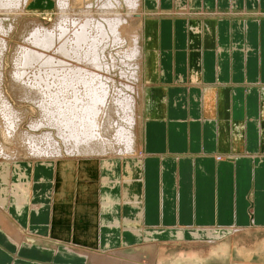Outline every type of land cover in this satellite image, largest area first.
Returning a JSON list of instances; mask_svg holds the SVG:
<instances>
[{"label": "crops", "instance_id": "1", "mask_svg": "<svg viewBox=\"0 0 264 264\" xmlns=\"http://www.w3.org/2000/svg\"><path fill=\"white\" fill-rule=\"evenodd\" d=\"M141 11L135 193L124 200L111 168H55L53 201L28 216L17 170L21 188L0 195L13 228L0 226V264H117L101 254L138 253L133 231L264 229V0H142Z\"/></svg>", "mask_w": 264, "mask_h": 264}, {"label": "bare ground", "instance_id": "2", "mask_svg": "<svg viewBox=\"0 0 264 264\" xmlns=\"http://www.w3.org/2000/svg\"><path fill=\"white\" fill-rule=\"evenodd\" d=\"M38 3L42 0H0V195L3 197L6 186L10 194L9 188L15 182L18 189L21 188L14 177L18 173L13 169L19 159L43 161L49 167L58 164L60 168H71L75 167L68 163L72 160L94 158L98 162L85 164L86 167L111 168V172L116 174L118 190L124 200H130L132 196L127 192L137 187L138 180L135 178L140 170V159L144 157L139 156L141 144L137 138L143 126L140 110L144 107L143 93L146 88L143 82L142 0H52L56 10L54 22L46 27L32 19L34 22H28L26 29L23 25L26 37L10 54V68L6 73L4 60L12 22L19 19L29 5L37 6ZM93 16H100L101 19L97 21ZM131 22L135 25L134 29L129 25ZM108 44L111 47L125 44V49L120 47L116 53L129 73L121 75L122 88L117 90L112 82L107 84L102 80L106 77L102 76L105 68L100 61ZM127 91L130 95L126 94ZM14 104H29V110L32 109L35 115V119L29 116L26 130L19 125L24 122L25 115L16 110ZM56 139L60 140L62 148ZM100 157L120 161L102 163L99 160L103 158ZM47 169L55 172V168ZM27 170L32 172V175L29 172L30 179L26 180L31 187V193L25 190V199L29 200L34 189L33 168H22L18 172L25 171L24 174H27ZM100 193L103 197L110 196L102 191ZM24 208L22 206L21 209ZM4 214L0 208V226L11 229ZM161 230L151 229L145 234L133 231L140 234L142 240L145 238V241L139 242L138 253L141 250V254L107 252L101 254L103 260L137 264L128 260L133 259L154 264L158 240H203L204 245H210L232 231L247 229L205 228L200 233L188 231L186 234L181 231L186 229H168L165 233Z\"/></svg>", "mask_w": 264, "mask_h": 264}, {"label": "rangeland", "instance_id": "3", "mask_svg": "<svg viewBox=\"0 0 264 264\" xmlns=\"http://www.w3.org/2000/svg\"><path fill=\"white\" fill-rule=\"evenodd\" d=\"M38 4L37 6L29 5L31 9L29 7L28 9L27 8L24 9L22 14H20L19 19L17 18L15 20L16 22L15 21L12 22L13 31L11 30L10 32L11 34L8 37V43H7L8 50H7V54L5 55L6 59L4 57L5 59L4 65H5L6 73L10 68V62H9L10 54L13 52L17 43L22 42V39L24 40L26 37V33H24L25 32L24 30L26 29L25 25L30 21L34 22V20L36 19L37 21L35 20V22H38L41 25L47 27L48 25L50 26L56 18V15L54 14L56 10L54 8V5L52 4V0H42V3H40L39 5ZM99 18L100 16H93V19L97 21L101 19ZM129 25L130 27L132 26L131 27L132 29L135 28V25L133 26V22L129 23ZM108 43L110 42L108 41ZM110 45L111 44L106 45V50H104L106 54L103 52V58L100 61L101 64L103 65L102 67L105 68V72H107L106 74L104 72V69L101 68V72L105 73V74L103 73L102 76L106 77V80L104 79L102 80L107 81L106 82L107 84L112 82L113 86L115 85L114 88L117 90V89L122 88L120 84L121 75H124V74L127 75L129 73L127 66L123 64V62L119 58L120 57L119 54L116 53V51L120 50V47L122 48V50H124L125 44L116 45L115 47H111ZM4 77L6 76L4 75ZM126 94L130 95L128 91L126 92ZM109 99H110V96H109ZM111 102H112V95L110 99V103ZM14 106L16 110L18 109V111L22 113V115H25L24 122H20L21 124L19 123V125L23 129L26 130L27 123L30 120L29 116L30 118L35 119V115L31 111L32 109L29 110L30 105L23 104L19 106V105L14 104ZM140 111H141L140 115L142 116L143 108ZM27 115H28V118H27ZM135 129L136 128H134V132H135ZM40 133L41 132L37 133V135H39ZM137 138H139V140L138 139L137 140H138V143L140 144L141 132L137 133ZM56 141H58L57 144L59 145V147L62 148L60 140L56 139ZM8 147L11 148V146H8ZM100 158H103L99 160L102 163H107V162L111 163V162H114V160L117 162L120 161L119 159H104V157H100ZM97 162L98 160L93 158V159H84V160H81V159L72 160L71 162H68V163H71L70 165L75 166L71 168H85L86 165L94 164ZM56 166L53 165L52 167H49L43 161H31V160H22V159H19V161H16L15 164L13 165V169L16 172L17 170L19 169L21 170L22 168H33V181H32L33 187H34L33 195L32 197L31 195L29 196L30 197L29 200L27 199L26 202L24 201L25 208L23 209L24 213L26 212L27 209H29V211L27 210L28 216L29 215L30 216L39 215V212L45 207V203L43 202V200L49 201V203L53 201L54 190L51 189L50 184H53V181L55 183V180L53 179L54 177H57V173L55 175L53 172H51L52 176L49 179V181L48 179L46 180L45 177H47L48 174L50 173L47 168H57V167L60 168L61 167L59 165L57 167ZM131 170L135 171V168H131ZM29 172L32 175V172L30 170H27L26 171L27 173L26 176H28L27 179H30L31 177ZM111 177L113 176H110V178ZM110 178L108 177L107 183H109ZM113 179H114L113 181H116V176L113 177ZM118 180H119V176H118ZM59 181H60V175H59ZM97 185L99 189V184L97 183ZM109 185L111 184L109 183ZM116 185H118V183ZM119 188L120 187L118 185V189ZM41 190H44L43 194L40 193ZM74 190L75 189L73 187L72 196H74ZM97 191L98 190H96L95 192ZM7 208L5 209V211H7ZM7 219L9 220V218ZM17 226L20 229H22V226L19 223H17ZM246 229L247 230H243L240 232L232 231L230 234H226L225 236L221 237V239H218V241L217 240H215L216 242L213 241V243H211L210 245H204L205 242H203V240H193V241L191 239H184L183 241L181 240H176V241L175 240L174 241L158 240L159 242H165V243H161L160 247L158 244L157 251L155 250L154 264H264V229H254L253 227L246 228ZM161 231L162 233L167 232V230H161ZM181 231H184L186 234V232L188 231L200 233L205 230L190 229V230H181ZM124 239L130 240V237L128 238L124 236ZM190 241H192L193 243ZM131 253H134V254L136 253L139 255L142 252L141 250H139V253L133 252V251ZM142 256H144V254H142ZM128 260L134 261L137 264H148L149 263L146 261L143 262L141 260H133V259H128ZM121 264H125V263L121 262Z\"/></svg>", "mask_w": 264, "mask_h": 264}]
</instances>
